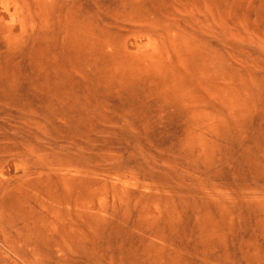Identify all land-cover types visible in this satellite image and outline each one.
<instances>
[{"label": "rangeland", "instance_id": "obj_1", "mask_svg": "<svg viewBox=\"0 0 264 264\" xmlns=\"http://www.w3.org/2000/svg\"><path fill=\"white\" fill-rule=\"evenodd\" d=\"M0 264H264V0H0Z\"/></svg>", "mask_w": 264, "mask_h": 264}]
</instances>
